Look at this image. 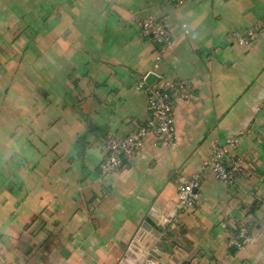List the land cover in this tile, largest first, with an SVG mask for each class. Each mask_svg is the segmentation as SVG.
Listing matches in <instances>:
<instances>
[{
	"label": "crops",
	"instance_id": "0c3cea01",
	"mask_svg": "<svg viewBox=\"0 0 264 264\" xmlns=\"http://www.w3.org/2000/svg\"><path fill=\"white\" fill-rule=\"evenodd\" d=\"M150 14L173 34L158 68ZM263 17L264 0H0V264H115L111 244L124 250L150 214L164 232L148 254L168 264H264V34L230 36ZM151 73L189 83L173 91L176 143L151 133L101 177L108 137L151 116L138 88ZM235 137L225 160L244 174L208 173L180 214L179 177ZM241 222L251 240L238 249Z\"/></svg>",
	"mask_w": 264,
	"mask_h": 264
},
{
	"label": "built area",
	"instance_id": "2783aa9c",
	"mask_svg": "<svg viewBox=\"0 0 264 264\" xmlns=\"http://www.w3.org/2000/svg\"><path fill=\"white\" fill-rule=\"evenodd\" d=\"M177 5H183L186 0H172ZM142 32L153 39L158 44L156 64L158 68L173 45V34L167 21L158 15H146L140 21ZM264 34V17L252 27L243 32H231V38L241 46H249L258 41ZM138 88L146 93L148 106L151 112L150 118L145 123H136L134 130L126 137H108V154L100 165V176L108 177L119 171L125 163L126 158L136 154L143 146L144 139L153 134L158 143L175 145L176 143V123L174 115L173 91L179 90L184 97L188 96L189 83L180 81L170 84L168 87H161L157 84L142 81ZM240 143V138L235 137L224 146H214L210 156L202 163L201 170L194 173L190 178L183 176L178 179V209L180 214H185L196 208L199 201V188L202 186L205 176L213 173L219 181L233 184L244 172L241 165L242 160L234 162L232 165L226 163V158L231 151L236 150ZM173 226L180 224V217H175L171 221ZM236 232L233 244L240 249L251 240V229L249 225L241 222L235 226ZM147 253V258L143 264H168L157 256Z\"/></svg>",
	"mask_w": 264,
	"mask_h": 264
},
{
	"label": "water",
	"instance_id": "95a60500",
	"mask_svg": "<svg viewBox=\"0 0 264 264\" xmlns=\"http://www.w3.org/2000/svg\"><path fill=\"white\" fill-rule=\"evenodd\" d=\"M159 77L151 73L147 77L148 83H153ZM154 219V221H153ZM159 217L150 214L138 227L130 243L121 250L114 243L109 247L117 259L115 264H143L147 258V251L152 250L164 232V228L158 225Z\"/></svg>",
	"mask_w": 264,
	"mask_h": 264
},
{
	"label": "rangeland",
	"instance_id": "374dc122",
	"mask_svg": "<svg viewBox=\"0 0 264 264\" xmlns=\"http://www.w3.org/2000/svg\"><path fill=\"white\" fill-rule=\"evenodd\" d=\"M8 121H10V120L8 119Z\"/></svg>",
	"mask_w": 264,
	"mask_h": 264
}]
</instances>
